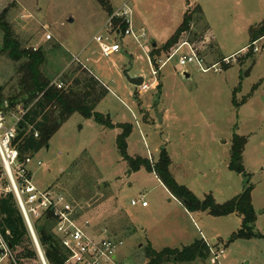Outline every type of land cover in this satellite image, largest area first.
<instances>
[{
  "label": "rangeland",
  "instance_id": "374dc122",
  "mask_svg": "<svg viewBox=\"0 0 264 264\" xmlns=\"http://www.w3.org/2000/svg\"><path fill=\"white\" fill-rule=\"evenodd\" d=\"M125 1L110 0V4L117 10ZM188 1L191 10L196 5L201 8L203 20L192 23L179 43L192 45L207 67L219 64V72L183 69L173 57L157 77L151 74L147 57L152 40L158 44L173 34L170 30L180 25L186 0H129L135 27L144 22L149 41L141 44L146 47L142 49L130 36L112 35L108 42L117 43L119 51L107 58L93 41L95 36L105 37L102 25L109 18L95 0H0V15L7 11L18 40L25 48L44 53L41 70L50 78L57 82L63 73L80 66L108 90L95 111L114 128L70 115L48 148L35 155L42 166L32 165L33 184L65 194L80 210L89 231L122 240L117 254L122 264H146L147 244L161 251L182 249L195 240H203L210 254L189 264H217L214 256L220 251L218 264H264V239L227 243L240 227L238 216L186 215L154 173L144 168L132 171L117 150L116 138L122 131L115 127L130 124L128 156L154 164L165 149L179 184L200 200L211 194L223 204L243 192L245 178L230 172L227 165L233 135L247 138L242 163L252 185L255 231L264 235V37L252 44L251 57L244 59L250 50L249 28L264 20V0ZM1 42L0 37V48ZM225 57L227 64L221 60ZM124 71L129 78H142L149 90L131 85ZM16 82L14 64L0 51V88L8 94ZM156 113L163 114L162 122ZM141 197L146 208L130 205ZM127 224L130 230L123 231ZM1 264L13 263L8 259ZM24 264L42 263L39 259Z\"/></svg>",
  "mask_w": 264,
  "mask_h": 264
},
{
  "label": "trees",
  "instance_id": "16d2710c",
  "mask_svg": "<svg viewBox=\"0 0 264 264\" xmlns=\"http://www.w3.org/2000/svg\"><path fill=\"white\" fill-rule=\"evenodd\" d=\"M95 2L108 17L114 13L110 0H95ZM190 8L187 7L180 25L172 36L160 48L154 47L151 50L149 57L154 64L162 56L166 57L171 53L172 49L183 39V35L190 31L192 23L203 20V14L198 5L194 6L193 10ZM195 15L197 19L194 18ZM111 22L118 32L123 33L127 28V24L119 18L112 19ZM248 32L250 50L244 59L251 57L252 44L264 37V20L258 26H251ZM0 37L2 39L0 51L14 64L17 77L15 86L8 94L4 93L3 87L0 88V111L16 109L19 105L27 109L14 143L21 159L28 155L35 156L41 149L48 146L50 139L72 114H78L84 119H93L106 129L114 128L110 123L103 121L101 114L95 111L108 90L91 72L78 66L63 73L57 82L54 81L45 71L41 70L45 62L44 53L40 49L32 51L25 48L10 26L6 10L0 15ZM202 41L203 39L200 40ZM227 68L228 66L225 67ZM58 85L61 87L58 88ZM159 87L160 84L157 88ZM61 112L63 116L59 118ZM115 128L122 131L116 138L117 150L122 160L128 163L132 171L144 168L154 173L168 193L188 213H206L218 218L236 215L241 219L239 229L230 236L227 243L236 240L264 239V235L255 231V212L251 201L252 185L242 163L247 138L233 135L228 163L230 172L245 178L243 192L223 204H217L211 194L200 200L186 186L174 179L170 172L171 160L165 149L160 151L154 164H150L148 159L128 156L126 141L132 131V126L119 124ZM77 163H73L71 167ZM75 199L79 198L75 196ZM53 224L54 221L49 216L35 222L34 230L37 241L46 264H65L68 256L52 233ZM124 230H130L128 224L123 228ZM0 234L11 249L15 264L39 261L24 219L11 194L0 198ZM108 236L116 237L110 233ZM144 254L146 264H189L196 260H205L210 250L203 240H195L190 246L182 249L165 248L161 251H155L150 244H147Z\"/></svg>",
  "mask_w": 264,
  "mask_h": 264
},
{
  "label": "built area",
  "instance_id": "2783aa9c",
  "mask_svg": "<svg viewBox=\"0 0 264 264\" xmlns=\"http://www.w3.org/2000/svg\"><path fill=\"white\" fill-rule=\"evenodd\" d=\"M131 16V8L127 3L123 4L108 18L105 37L98 35L93 38L104 58L119 51L117 43L108 42V38L112 35L130 36L142 49L146 48L141 44L148 41L147 36L143 32H134L131 26ZM115 18H119L127 24V28L123 33L113 28L111 21ZM49 38L50 36H47V39ZM204 40H208V38ZM173 57H177L178 65L183 69L192 66L203 73L220 71L219 64L207 67L205 59L196 52L195 48L187 41H182L172 49L164 60L160 58L154 64L151 58L148 57L152 68V76L157 77L160 70ZM74 61H78V59L74 58ZM228 61L229 58H226L222 60V63L227 64ZM154 86H157L156 79L154 80ZM57 87L60 88L61 86L58 85ZM140 89L146 91L149 90V86L142 83ZM26 112L27 109H24L21 105L17 106L16 109L0 111V198L8 194L14 197L40 261L41 259L43 261L44 257L40 251L34 224L37 220L49 216L54 221L52 233L68 256L65 264H122L117 256L123 245L122 240L114 236H108V234L89 231L86 228L87 223L81 222L80 210L65 194L51 187L40 190L33 184L32 165L40 167L42 162L36 161L35 156L31 155L21 159L14 145ZM35 137H37V134H35ZM130 205H140L144 208L147 203L141 197L138 200H131ZM217 250L220 251L221 249L217 248ZM220 253H216L214 256L216 262L220 257ZM8 259L15 264L12 251L0 234V264Z\"/></svg>",
  "mask_w": 264,
  "mask_h": 264
},
{
  "label": "crops",
  "instance_id": "0c3cea01",
  "mask_svg": "<svg viewBox=\"0 0 264 264\" xmlns=\"http://www.w3.org/2000/svg\"><path fill=\"white\" fill-rule=\"evenodd\" d=\"M129 0H126L123 4H125V3H129L128 2ZM188 2V3H187ZM122 4V5H123ZM190 7V5H189V1L188 0H186V9H185V11H184V14H185V12H186V10H187V7ZM122 7V6H121ZM120 7V8H121ZM119 8V9H120ZM118 10V9H117ZM117 10H115V9H113V11L115 12V11H117ZM202 11V10H201ZM132 12V11H131ZM184 16V15H183ZM133 18H134V13L132 14V16H131V26H132V28H133V30H135L137 33L138 32H143L146 36H147V39H148V32H147V30H148V27H145V23L144 22H142L141 24V26H138V27H135V22L133 21ZM183 19V18H182ZM108 21V20H107ZM107 21L105 22V23H103V27L105 26V28H107ZM150 27V26H149ZM104 28V29H105ZM178 27H176L175 29H172V30H170V34H172V32L174 33L175 32V30L177 29ZM153 30V29H152ZM153 31H155V30H153ZM149 34H152V31H150L149 30ZM151 36V35H150ZM154 36H156V38H157V34H155ZM172 36V35H171ZM170 36V37H171ZM170 37H166L165 39H162V41L160 42V43H156L154 40H152V45H151V47H152V49L154 48V47H157V48H160ZM94 38V37H93ZM211 40H212V37L210 36L209 37ZM149 41V40H148ZM248 46V45H247ZM213 47V46H212ZM85 48H86V46L85 47H83V48H81V50H82V52L83 51H85ZM240 50H242V52L243 53H245V47H243V48H241ZM239 50V51H240ZM151 53V52H150ZM148 57H149V55H148ZM147 57V58H148ZM227 57H225L224 59H226ZM78 59V58H77ZM79 60V59H78ZM94 75V74H93ZM185 75V74H184ZM188 75V74H187ZM189 77V76H188ZM96 78V77H95ZM97 79V78H96ZM100 82V81H99ZM101 83V82H100ZM102 84V83H101ZM103 85V84H102ZM104 86V85H103ZM157 86H158V84H157ZM156 86V87H157ZM105 87V86H104ZM106 88V87H105ZM107 89V88H106ZM162 117H163V114H162ZM170 160H171V158H170ZM172 164H173V162H172V160H171V165H170V172H171V174L172 175H174L173 174V172H172V169H171V167H172ZM227 169H228V165H227ZM229 170V169H228ZM175 176V175H174ZM165 189V188H164ZM165 191L168 193V191L165 189ZM169 194V193H168ZM170 195V194H169ZM144 198V197H143ZM147 207V206H146ZM146 207H144V208H146ZM182 209H183V211H184V213L186 214V215H189V216H191V214H189L183 207H182ZM212 264V263H211ZM217 264H218V261H217Z\"/></svg>",
  "mask_w": 264,
  "mask_h": 264
},
{
  "label": "water",
  "instance_id": "95a60500",
  "mask_svg": "<svg viewBox=\"0 0 264 264\" xmlns=\"http://www.w3.org/2000/svg\"><path fill=\"white\" fill-rule=\"evenodd\" d=\"M253 66H254V62H252V64L250 65V67H249V68L247 69V71L245 72V77L249 76L250 71L252 70ZM123 74L126 76L128 82H129L131 85H133V86H135V87H138V86H141V85H142V83H143V79H142V78H138V77H137V78H129V77H127V75H126V71H124ZM185 77L188 78V75L185 74ZM62 116H63V112L60 113L59 118H61ZM107 118H108V116H107ZM156 118H157V120H158L159 122H162V116H161L160 114H157V113H156ZM46 148H48V146H46ZM41 261H42V259H41ZM43 262H44V263H43ZM42 264H46L44 259H43V261H42Z\"/></svg>",
  "mask_w": 264,
  "mask_h": 264
}]
</instances>
